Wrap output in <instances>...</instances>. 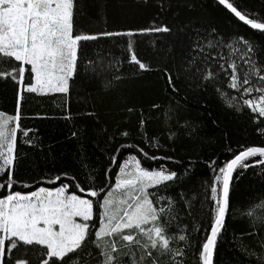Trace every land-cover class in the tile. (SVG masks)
<instances>
[{
  "label": "snow or ice",
  "instance_id": "snow-or-ice-1",
  "mask_svg": "<svg viewBox=\"0 0 264 264\" xmlns=\"http://www.w3.org/2000/svg\"><path fill=\"white\" fill-rule=\"evenodd\" d=\"M217 3L236 21L264 33V19L241 10L233 0ZM75 7L76 0H0V81L18 86L16 114L6 116L0 112V190L7 193L0 198V264H185L187 250L192 246L190 222H186L192 215V205L183 194L179 201L167 194L179 177L166 166L146 168L136 155L117 164V149L109 156L110 163L118 168L114 182L112 175H107L111 169H107L101 186L95 185L93 177L87 190L66 174L50 181L61 182L54 189L39 187L28 193L13 190L18 183L14 177L18 133L29 135V130L21 129L19 123L22 93L67 96L82 63V42L137 34L76 32ZM172 31L161 24L141 29L139 34L167 36ZM189 40L178 73L195 87L212 88L221 100L227 98V107L237 112L246 108L264 118V48L242 36L226 42L215 28L203 33L197 29ZM224 48L228 49L226 55L214 51ZM127 52V63L134 66L135 74L153 71L150 64L138 58L130 41ZM97 57L88 60L86 72L101 75L107 67L119 70L118 59L110 60L105 67L104 57L99 53ZM165 75L168 88L177 93L179 75ZM109 84L110 81L105 87ZM143 125L141 119L140 127ZM120 135L130 134L122 131ZM145 142L156 149L162 147L154 138ZM120 147L137 149L145 160L171 159L149 155L134 144ZM256 167L264 172V147L242 148L222 166L211 162L215 173L210 187L212 215L198 252L199 264H214L226 218L236 213L230 201L233 174L240 170L242 175ZM63 179L72 181L84 196L70 192L72 185L63 183ZM241 218L248 230L240 235L252 236L254 243H239L238 249L247 264H264V199L249 203L241 210ZM192 230L198 232L199 228L193 225Z\"/></svg>",
  "mask_w": 264,
  "mask_h": 264
},
{
  "label": "trees",
  "instance_id": "trees-1",
  "mask_svg": "<svg viewBox=\"0 0 264 264\" xmlns=\"http://www.w3.org/2000/svg\"><path fill=\"white\" fill-rule=\"evenodd\" d=\"M233 2L241 10L264 19V0ZM74 12L76 32L137 34L82 42V63L67 96L22 93L19 123L21 129L29 130V135L18 133L14 172L18 183L13 190L27 193L39 187L54 189L61 182L50 181L65 174L75 177L87 190L93 177L95 185L101 186L107 169H111L107 175H112L114 182L118 168L110 163L109 156L117 149H120L117 164L129 155H136L146 168L166 166L179 177L167 194L178 201L183 194L192 205V215L186 221L190 222L192 246L187 250L185 264H199L198 252L213 206L210 187L215 173L210 164L215 161L217 166H222L245 147H264V118L246 108L237 112L227 107V98L221 100L212 88L195 87L178 73L181 58L197 29L203 33L215 28L226 42L242 36L260 46L264 45V33L236 21L217 0H147V3L144 0H76ZM161 24L172 28V33L167 36L139 34L141 29ZM129 41L138 58L150 64L153 71L135 74L134 66L126 59ZM214 51L228 53L227 48ZM97 53L104 57L105 67L110 60L118 59L119 70L107 67L101 75L86 72L85 65L90 59L97 60ZM166 72L179 75L175 94L167 86ZM117 75L120 79H115ZM25 82L28 83L27 74ZM17 100L18 86L0 81V112L15 115ZM141 119L144 120L142 128ZM122 131H128L129 137L121 136ZM153 138L159 140L161 148L150 147L145 142ZM125 143L143 148L149 155L171 159L145 160L137 149L120 147ZM239 172L233 174L230 192L234 209L250 191L256 198L264 195L261 167L249 168L242 175ZM62 182L72 185L70 192L84 196L72 181L63 179ZM6 194L0 190V198ZM193 225L199 228L198 232L192 230ZM237 226L235 214L230 213L218 238L214 264H247L234 241Z\"/></svg>",
  "mask_w": 264,
  "mask_h": 264
},
{
  "label": "rangeland",
  "instance_id": "rangeland-1",
  "mask_svg": "<svg viewBox=\"0 0 264 264\" xmlns=\"http://www.w3.org/2000/svg\"><path fill=\"white\" fill-rule=\"evenodd\" d=\"M254 45H256L260 48H264L263 44L261 46L259 43H256ZM261 119L263 120V118H261ZM257 146H259V145H257ZM261 199H264V195H262V197H260V198H256L254 196L253 192L250 191L249 194L238 203L237 208H236V213H235V217L238 220V226H237L236 233L234 236V241L236 244H239V243L252 244V243H254V238L252 236H249V235L241 236L240 235L241 233L246 232L248 230L246 228L245 223L243 222V220L241 218V210L244 209L249 203H252L254 201H258Z\"/></svg>",
  "mask_w": 264,
  "mask_h": 264
},
{
  "label": "water",
  "instance_id": "water-1",
  "mask_svg": "<svg viewBox=\"0 0 264 264\" xmlns=\"http://www.w3.org/2000/svg\"><path fill=\"white\" fill-rule=\"evenodd\" d=\"M234 176V175H233Z\"/></svg>",
  "mask_w": 264,
  "mask_h": 264
}]
</instances>
